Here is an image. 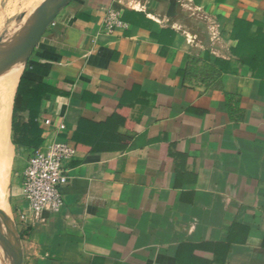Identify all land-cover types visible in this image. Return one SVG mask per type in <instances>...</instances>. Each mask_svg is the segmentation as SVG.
<instances>
[{
	"label": "crops",
	"instance_id": "0c3cea01",
	"mask_svg": "<svg viewBox=\"0 0 264 264\" xmlns=\"http://www.w3.org/2000/svg\"><path fill=\"white\" fill-rule=\"evenodd\" d=\"M110 8L125 27L106 30ZM242 21L264 33V0H225L214 14L194 0H72L27 63L0 71V208L20 220L22 264H216L226 247L223 264H264V62L246 49L216 87L180 74L207 51L238 59ZM24 75L65 92L40 98L44 145L71 139L81 118L106 121L135 85L155 101L134 130L120 128L127 150L65 162L64 206L40 219L22 217L31 156L13 142ZM226 90L243 120L231 119Z\"/></svg>",
	"mask_w": 264,
	"mask_h": 264
},
{
	"label": "trees",
	"instance_id": "16d2710c",
	"mask_svg": "<svg viewBox=\"0 0 264 264\" xmlns=\"http://www.w3.org/2000/svg\"><path fill=\"white\" fill-rule=\"evenodd\" d=\"M203 7L208 14H214L218 6L225 0H194ZM166 33L170 30L164 31ZM174 33V32H173ZM161 41V38H159ZM236 60L217 58L212 61L207 51L202 59L197 57H186V67L180 71L184 78H195L207 87H216L222 81L225 74H234L244 66L241 58L246 49L254 51L259 61L264 62V33L263 24L260 21H242L238 34ZM168 47L164 48V54ZM257 64H254L256 67ZM47 92L64 94L62 90L50 87L44 83L32 81L25 75L21 78L13 111V142L21 152L34 154L41 148L45 140L42 128L38 123V116L41 112V96ZM228 112L232 120L241 121L244 118V111L240 107L241 102L233 93L225 91ZM155 103L149 95H144L141 86L135 85L132 89L126 90L120 101V108L115 111L106 121L97 122L87 118H81L71 139L74 147L80 153L91 154L103 150L123 151L130 147L132 136L120 132L121 127L134 130L135 126L142 121L146 109ZM127 107L125 114H121V108ZM147 131L140 134V145L144 146L147 139ZM75 159V157H73ZM77 158V157H76ZM228 248L220 252L216 264H223Z\"/></svg>",
	"mask_w": 264,
	"mask_h": 264
},
{
	"label": "built area",
	"instance_id": "2783aa9c",
	"mask_svg": "<svg viewBox=\"0 0 264 264\" xmlns=\"http://www.w3.org/2000/svg\"><path fill=\"white\" fill-rule=\"evenodd\" d=\"M107 31L125 27L121 13L115 8L107 11L104 19ZM46 125L52 124V119L45 121ZM60 133H64V122L58 125ZM77 154L73 142L69 137L60 135L51 143L42 146L30 157L24 171V196L29 204V212L22 214L26 218L29 214L40 219L45 212L59 213L64 206L62 187L69 181L68 169L65 162Z\"/></svg>",
	"mask_w": 264,
	"mask_h": 264
},
{
	"label": "water",
	"instance_id": "95a60500",
	"mask_svg": "<svg viewBox=\"0 0 264 264\" xmlns=\"http://www.w3.org/2000/svg\"><path fill=\"white\" fill-rule=\"evenodd\" d=\"M71 2L72 0H44L26 22L17 41L10 45L6 52H0V71L16 63H27L61 10ZM1 41L0 39V43ZM6 215V212L0 208V240L10 251L17 254V260L10 264H22L24 256L20 236L17 228L9 223ZM2 222L13 232V245L7 239ZM0 262L8 264L1 251Z\"/></svg>",
	"mask_w": 264,
	"mask_h": 264
},
{
	"label": "rangeland",
	"instance_id": "374dc122",
	"mask_svg": "<svg viewBox=\"0 0 264 264\" xmlns=\"http://www.w3.org/2000/svg\"><path fill=\"white\" fill-rule=\"evenodd\" d=\"M43 1L44 0H2V7L0 8V39L2 40L0 43V50L7 47L9 48L10 45H13L17 41L26 22ZM26 155L29 156L30 153L28 152ZM20 161L25 160L20 157L18 162ZM6 217L9 223L17 228V223L20 220H13L9 211H7ZM2 227L4 228L9 243L13 245V232L8 229L3 222ZM0 251L6 258L8 264L14 263L17 260V254L4 246L1 240Z\"/></svg>",
	"mask_w": 264,
	"mask_h": 264
},
{
	"label": "bare ground",
	"instance_id": "6f19581e",
	"mask_svg": "<svg viewBox=\"0 0 264 264\" xmlns=\"http://www.w3.org/2000/svg\"><path fill=\"white\" fill-rule=\"evenodd\" d=\"M7 50H9V48L7 47V48H4V49H2V50H0V52H6Z\"/></svg>",
	"mask_w": 264,
	"mask_h": 264
}]
</instances>
